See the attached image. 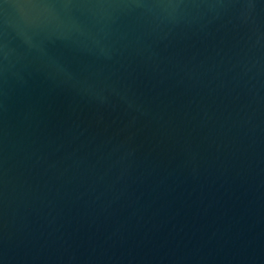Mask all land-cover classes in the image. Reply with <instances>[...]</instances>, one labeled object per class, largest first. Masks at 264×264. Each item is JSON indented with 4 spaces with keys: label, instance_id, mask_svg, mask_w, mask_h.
I'll return each instance as SVG.
<instances>
[{
    "label": "water",
    "instance_id": "1",
    "mask_svg": "<svg viewBox=\"0 0 264 264\" xmlns=\"http://www.w3.org/2000/svg\"><path fill=\"white\" fill-rule=\"evenodd\" d=\"M0 264H264V0H0Z\"/></svg>",
    "mask_w": 264,
    "mask_h": 264
}]
</instances>
